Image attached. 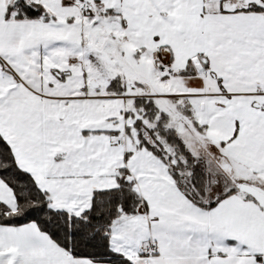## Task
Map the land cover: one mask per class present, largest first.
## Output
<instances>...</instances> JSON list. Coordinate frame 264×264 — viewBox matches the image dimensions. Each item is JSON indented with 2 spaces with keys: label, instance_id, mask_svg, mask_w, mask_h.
<instances>
[{
  "label": "snow or ice",
  "instance_id": "obj_1",
  "mask_svg": "<svg viewBox=\"0 0 264 264\" xmlns=\"http://www.w3.org/2000/svg\"><path fill=\"white\" fill-rule=\"evenodd\" d=\"M0 264H264V0H0Z\"/></svg>",
  "mask_w": 264,
  "mask_h": 264
}]
</instances>
